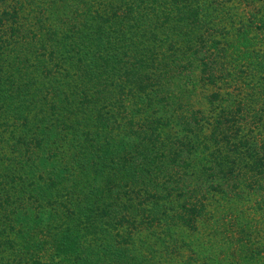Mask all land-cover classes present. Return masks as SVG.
<instances>
[{
	"label": "trees",
	"instance_id": "obj_1",
	"mask_svg": "<svg viewBox=\"0 0 264 264\" xmlns=\"http://www.w3.org/2000/svg\"><path fill=\"white\" fill-rule=\"evenodd\" d=\"M227 2L0 0V264H264V53Z\"/></svg>",
	"mask_w": 264,
	"mask_h": 264
},
{
	"label": "rangeland",
	"instance_id": "obj_2",
	"mask_svg": "<svg viewBox=\"0 0 264 264\" xmlns=\"http://www.w3.org/2000/svg\"><path fill=\"white\" fill-rule=\"evenodd\" d=\"M227 1H232V2H229V4H232L234 6L235 22L238 18H240L239 24L238 23L235 24V27H233V29H235L236 27L238 29L241 26L240 24L243 23L242 28H244V30H243L242 34L245 33V31L247 30V32H248L247 37L250 38L248 40V42L253 41V44H256V45H254L255 48L263 50L262 52L264 53V28L260 29V24H264V0H227ZM227 1L223 0V2H219L216 0V2H218V3H223V4L227 3V6H228ZM224 6H226V5H224ZM217 9L223 10L222 8L218 7L213 12L209 13L210 14L209 17L213 20L214 25H219V26L223 25L226 28H229L228 22L230 21L229 17H231V16H230V14H228V10L227 9L223 10V11H225V14L223 16V15L217 13L219 11ZM244 23L246 24L247 27L245 26ZM232 35H233V37L235 36L234 41H235V43H237L238 42L237 36L239 35V32L238 33L232 32ZM245 74L251 75V72H247ZM251 77H252V80L256 81L254 76H251ZM249 84L250 85L251 84L256 85V82L252 83V81H251ZM190 86L191 85H188L185 87L186 93L184 94V99L186 101L188 99L190 101V103L191 102L196 103V101H198L197 95L201 96V92H200V90H198V91L195 90L196 92L192 91ZM237 86H240L241 94H247L248 90H247V88H245L246 85L241 80H238L237 83L232 82V84L228 88L230 90H232L234 88L233 92L235 93L236 91H238V95L241 96L239 90H237ZM253 88L256 89L257 93L253 94L254 97H252V96L249 97V101H251V102H246L245 107H247V105L250 103L252 105H255L256 108H259L260 104L263 101L261 98H264V93H262L263 91L257 85H256V87H253ZM198 92H200V95L198 94ZM206 92H208V91L206 90ZM246 98H248V97H246ZM198 102H201V101H198ZM245 107H243V108H245ZM248 123H249V117L245 118L239 124L242 125L243 127L244 126L246 127V126H248ZM52 168H54V167H52ZM100 177H102V176H100ZM103 181H104V179H101L100 181L98 180L97 182L94 180L91 181L92 183H95L97 185L94 187V190L98 191V194H100V192L102 191L101 187L104 186ZM87 189H89V187ZM116 190H122V188H120V186L117 187V185H116ZM74 193L76 194V196L74 198L84 194L83 190L80 188H76ZM92 197H94L95 200L97 198L96 195L91 194L90 197H87L85 199V202L87 201V203H89V205L93 204ZM76 199H77L76 201L79 202L78 198H76ZM45 214H49V212L46 211ZM141 232L139 233V238L140 237H146V240H148L149 234L146 232H142V233ZM40 234H41V239H44L45 237L48 238L47 247H44V246L42 247V249H47L45 251V254H44V258L47 260L48 257H50V254H51L50 252H52V251L58 252V251H57V248L55 247L54 238H52L51 235L44 236L42 233H40ZM35 235H36V233H35ZM205 238H206V240H205L206 245L204 243L203 246H205V250L207 252L211 251L210 254H214L215 256H217V257H215L216 260H220L222 262V260H225L226 258H228L229 261H232V260L234 261L236 259L237 260L240 259V257L242 256L241 251L239 250L237 245L234 244L235 242L231 243L230 244L231 246L228 245V242L223 244L225 246V248H228V251H232L231 247L233 248V252H234L233 255L234 256L231 255L232 253H230V252L229 253L231 256H228L227 250L225 252H221L222 246H219L221 244H216V246H218V247L215 248V251H212L213 248L212 249L209 248L211 245L209 246L210 241L207 240L208 236H205ZM96 244H99V243H96ZM180 244H181V246H180L181 248L177 249L175 252V256L177 257V260L180 257V254H182L183 251L187 250V243L181 242ZM52 247H53V249L51 251L50 248H52ZM97 255H98L97 252H93L92 254L87 253L86 256L84 257V260L87 258L89 259V256H91L92 258H97ZM207 255H209V254H207ZM65 257H67L68 260H69V258L74 260L73 254L68 253V255H66ZM89 264H94V260L92 259Z\"/></svg>",
	"mask_w": 264,
	"mask_h": 264
}]
</instances>
